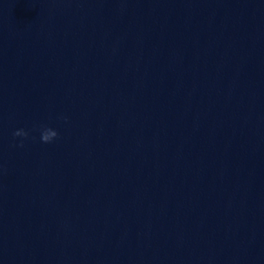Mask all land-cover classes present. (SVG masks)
Segmentation results:
<instances>
[{"label":"water","instance_id":"1","mask_svg":"<svg viewBox=\"0 0 264 264\" xmlns=\"http://www.w3.org/2000/svg\"><path fill=\"white\" fill-rule=\"evenodd\" d=\"M0 264H264V0H0Z\"/></svg>","mask_w":264,"mask_h":264},{"label":"clouds","instance_id":"2","mask_svg":"<svg viewBox=\"0 0 264 264\" xmlns=\"http://www.w3.org/2000/svg\"><path fill=\"white\" fill-rule=\"evenodd\" d=\"M14 135L17 137H24L25 139L28 137V133L23 130L15 132ZM58 135L59 134L55 130L51 128H45L41 133V139L44 143H51L58 138ZM22 146L23 145L21 144V147Z\"/></svg>","mask_w":264,"mask_h":264}]
</instances>
